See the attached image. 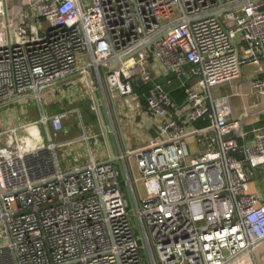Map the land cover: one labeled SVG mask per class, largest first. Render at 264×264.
<instances>
[{
  "label": "built area",
  "instance_id": "built-area-1",
  "mask_svg": "<svg viewBox=\"0 0 264 264\" xmlns=\"http://www.w3.org/2000/svg\"><path fill=\"white\" fill-rule=\"evenodd\" d=\"M244 65L249 91L224 90ZM75 79L66 95L87 89L105 145L79 106H42ZM28 96L38 120L0 123V264H264V193L251 188L264 125L248 126L264 111V0H0V108ZM118 102L143 131L135 147ZM71 115L82 132L67 136Z\"/></svg>",
  "mask_w": 264,
  "mask_h": 264
},
{
  "label": "rangeland",
  "instance_id": "rangeland-1",
  "mask_svg": "<svg viewBox=\"0 0 264 264\" xmlns=\"http://www.w3.org/2000/svg\"><path fill=\"white\" fill-rule=\"evenodd\" d=\"M242 68H243V77L241 79H238L237 81H234V82L232 81L229 84H226L223 87L224 90L232 91L233 89H237L238 87L237 88H235V87H236V83H238V82L241 83V87H240L241 90L245 91V90L249 89L248 83L246 81V79H247L246 76L249 74V71L251 70V66L244 65ZM75 83H78V81L76 79L73 80V82H71V84H68L67 82L61 83V84H58L56 87L51 88L47 92H45L41 96V103H42V106L44 107V109L46 111H50V107L46 105V101L49 102V100H51V102H53L52 104L55 105L57 97L61 94L67 93L69 87ZM240 88H238V89H240ZM235 100H237V99H235ZM65 101L67 102L66 99H65ZM67 104H68V108H72L74 106H79L81 108L83 121H84L86 127L88 129L94 130V132L99 133L98 142L104 143L103 145H105V138L101 133V128L99 127L97 117L95 116L94 112L91 110L90 102L88 100H83L80 103L70 104L67 102ZM117 108L120 112L119 118H120L121 125L124 127V132L126 134L127 141L130 143V146H132V147L139 145L143 141L144 135H142L143 131H141L140 133H138L136 131V128L138 126V119H136L135 122L134 121L131 122L132 124H128L130 121V117H128L124 114L121 102L117 103ZM40 116H41V109H40L39 101L37 100V98L32 97V96H28L26 98H23V99L17 101V102L11 103L7 106H3L0 108V123L2 122V123L7 124L10 122L11 124H13V126L19 124V122H21L22 119L24 121L30 122V121L37 120ZM7 117H11L10 118L11 121L10 120L7 121V119H6ZM68 121L72 122V123L74 122V124L72 126V131H73L74 135H78L82 132L80 129V126H79L80 122L77 119V117H75L74 115H71L69 117ZM105 123H106L108 131H109L108 139H109L110 145L112 147V150L115 154H118L116 141H115V138L113 137V134L110 132V123H109L107 117H106ZM39 128L41 129V132L43 134H45L44 133V126L40 123H39ZM36 129H37V127H35V128L32 127L31 129H28L26 131H21L20 134L23 135L24 133H31V131H35ZM92 147L96 151V146L92 144ZM96 155L98 157L102 156L103 159H107V154L104 151L101 153H98ZM115 164L119 168L121 167V161L120 160H116ZM252 186H253V184H251V187ZM123 192L125 194V198L127 199L129 209H130L131 213L133 214L134 213V202H133L131 193L129 191V188L123 187ZM133 218L137 222L136 218L135 217H133ZM146 260H147V258H146ZM147 262H148V260H147Z\"/></svg>",
  "mask_w": 264,
  "mask_h": 264
},
{
  "label": "crops",
  "instance_id": "crops-1",
  "mask_svg": "<svg viewBox=\"0 0 264 264\" xmlns=\"http://www.w3.org/2000/svg\"><path fill=\"white\" fill-rule=\"evenodd\" d=\"M255 68L256 67L251 66V70L249 71V74L246 76L247 77V79H246L247 83L249 81V78H251L253 76L252 73H253V70H255ZM66 82L68 84H71V82H73V81H66ZM63 83H65V82H63ZM73 85L74 84H72V86ZM248 86H249V84H248ZM237 87L238 88L241 87V83L240 82L236 83V87L235 88H237ZM238 88L237 89H233V91H236L237 90V91H241L243 93L249 91V89L243 91V90H241V88L240 89H238ZM80 91L81 92L79 93V95L74 94L71 97L72 99L70 98V95H69V99H68V97H67L68 95H66V93L59 95L57 97V100L55 102V105H53L52 104L53 102H51V100H49V102L47 103V106L50 107V111H47V113H52V112L58 111L61 108V106L62 105H66L67 102H69L70 104H72V103H80L83 100H88L90 102L89 96L87 94V92H88L87 89H82ZM65 99L67 100V102L65 101ZM235 99H237V100H235ZM248 101H249V99L247 97H240V98H234L233 99V104H234V107H235L236 112L238 114H242L243 107H244V105L246 103H248ZM249 117H252L251 119H253V120H252V123L249 124L248 126H250V127H260V126H263L264 125V111H259V112L255 113V114H253V115H251ZM251 119L250 118H247V119H244V120L247 121V123H248V122H250ZM22 121H24V120L22 119L21 122ZM27 122H29V121H27ZM73 124H74V122L72 123V122H69L68 120L65 121V131L66 132H65L64 135H67V136L74 135L73 134V131H72ZM256 174H257V180L259 182V185L257 183H252L253 186L251 188L253 190H256V189H259V187H261V189H262V191L264 193V166L259 167L257 169V171H256Z\"/></svg>",
  "mask_w": 264,
  "mask_h": 264
},
{
  "label": "trees",
  "instance_id": "trees-1",
  "mask_svg": "<svg viewBox=\"0 0 264 264\" xmlns=\"http://www.w3.org/2000/svg\"><path fill=\"white\" fill-rule=\"evenodd\" d=\"M149 89V84H145L140 82L134 88V94L132 100L134 104L145 107L144 102V94ZM170 95L176 103H183L185 100V94L183 88L178 87V81L176 80L175 83L171 86Z\"/></svg>",
  "mask_w": 264,
  "mask_h": 264
},
{
  "label": "water",
  "instance_id": "water-1",
  "mask_svg": "<svg viewBox=\"0 0 264 264\" xmlns=\"http://www.w3.org/2000/svg\"><path fill=\"white\" fill-rule=\"evenodd\" d=\"M215 14H216V13H215ZM215 14H214V15H215ZM241 120H244V119L242 118ZM115 159H116V158H113V160H115Z\"/></svg>",
  "mask_w": 264,
  "mask_h": 264
}]
</instances>
